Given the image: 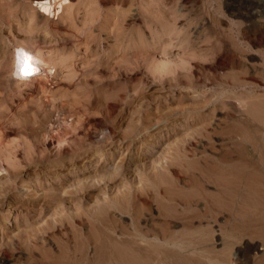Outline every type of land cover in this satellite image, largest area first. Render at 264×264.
Returning a JSON list of instances; mask_svg holds the SVG:
<instances>
[{"label":"rangeland","instance_id":"374dc122","mask_svg":"<svg viewBox=\"0 0 264 264\" xmlns=\"http://www.w3.org/2000/svg\"><path fill=\"white\" fill-rule=\"evenodd\" d=\"M32 1L0 0V264H122L134 223L164 255L141 264H264V87L230 86L264 79V0H71L50 40L23 20ZM31 35L64 49L49 96L1 80ZM235 198L260 209L231 216Z\"/></svg>","mask_w":264,"mask_h":264},{"label":"bare ground","instance_id":"6f19581e","mask_svg":"<svg viewBox=\"0 0 264 264\" xmlns=\"http://www.w3.org/2000/svg\"><path fill=\"white\" fill-rule=\"evenodd\" d=\"M72 3L71 0H55V3L52 2V0H38L37 2H34L32 1L31 4H35V6H32V5H29L27 7V9H24L23 11V20L26 21L27 24H29V27L30 28H34L35 26L39 25V23L41 21L45 22V38L44 39H48L50 40L52 37H56L58 34L55 33L51 28L52 26V21L49 20V17L52 16L53 20H59L60 18H64L66 17V14L65 11L68 9V6ZM45 7H48L50 9V11L46 12L44 10ZM5 9H1L2 12H4ZM236 21V20H235ZM55 23V21H54ZM57 24V23H56ZM57 26V25H56ZM55 26V27H56ZM54 27V25H53ZM60 31V30H59ZM60 34V33H59ZM62 36V35H61ZM11 44L13 46V50L16 49V48H20V47H24V48H27L29 51L35 53V55H37L41 61H42V64L40 65V72L35 75V76H32L31 78L27 79V80H23V81H20V80H15L11 77L10 75V72H11V64H12V54H13V50H12V53H11V58H10V61L6 64L5 68H4V71L2 72L3 74L1 75V80H3L4 82L5 81V78L6 76H9L8 78V81L7 82H10L9 84H11L14 88L13 89H16L18 93L20 94H24L26 92H28L29 90H41L43 93H45L46 95L45 96H49V92H50V89L49 87L46 86V84L44 83V79H50V78H53L55 77V74L57 72V66H58V59L55 58L54 55H56V47H58L60 49V52L63 51V47L61 45V42H58L56 41L55 44L57 45L56 47L55 46H51V48L49 50H44V46L38 41L37 37L34 36V35H31V36H26L25 38H22V39H13L11 40ZM61 46V48H60ZM55 47V48H54ZM247 73V72H245ZM240 75V74H238ZM244 75V74H243ZM263 77V76H262ZM229 85V84H228ZM230 86H232L233 88H237V87H241V88H244V89H252V90H256L257 87H264V79H260V77L257 76L256 74V71L255 72H249L247 74H245V76H239V78L237 77V79H235L232 83H230ZM231 87V88H232ZM34 88V89H33ZM232 90V89H231ZM239 99V98H238ZM242 101V99H241ZM259 102V101H258ZM263 102V101H262ZM256 104V103H255ZM262 104V103H261ZM248 105V104H247ZM263 105V104H262ZM243 106V105H242ZM263 107V106H262ZM261 109V108H260ZM263 110V109H262ZM248 111V110H247ZM259 112V111H258ZM262 112V111H261ZM59 119V118H58ZM58 121V120H57ZM248 124V123H247ZM61 126V125H60ZM67 126V125H66ZM256 126V125H255ZM175 128V127H173ZM2 132V128L0 126V134ZM246 132V131H245ZM64 133V132H63ZM240 133V132H239ZM244 133V132H243ZM58 134V133H56ZM65 135V134H64ZM240 135V134H239ZM242 135V134H241ZM63 137V136H62ZM241 137V136H240ZM162 138V137H161ZM243 138V137H241ZM244 139V138H243ZM247 140V139H246ZM139 143V142H138ZM157 143V142H156ZM153 147V146H151ZM260 155V154H259ZM103 154L100 156V161L103 159ZM76 158V157H75ZM264 159V154H262V157L261 159ZM106 159V158H105ZM96 163V162H95ZM118 164V163H117ZM169 166V165H168ZM163 167V166H162ZM157 175V173H156ZM255 176V175H254ZM62 177V176H61ZM63 178V177H62ZM257 178V177H255ZM150 179H151V176H150ZM229 180V179H228ZM260 180V179H259ZM227 181V180H226ZM237 182V181H236ZM232 183V182H231ZM228 183H221L220 185V193H222V195L224 196L223 199H226L225 196H229L230 195H227V189H230L232 191H235L237 194H238V197L240 198V189L238 190L237 188L235 187H230V185ZM234 184V183H233ZM158 185V184H157ZM237 185V184H236ZM239 186V185H238ZM159 187V185H158ZM146 188V185L145 184H142L141 187H137L135 193H134V196L141 199L144 203V205H148L150 204V200L147 198V197H144L142 196L140 193H139V190L141 189H145ZM240 188V187H239ZM260 188V187H259ZM160 189V187H159ZM158 191H162L161 189ZM167 189V188H166ZM165 190V188H164ZM230 192V191H229ZM227 193V194H226ZM245 193V192H244ZM147 194L148 196L151 197V195L153 194L152 191L150 189H148L147 191ZM162 194V193H161ZM231 194V193H229ZM242 194V192H241ZM261 194V193H260ZM234 195V194H231V196ZM240 195V196H239ZM246 195V194H244ZM222 196V197H223ZM168 200H171L173 199L172 197H169V196H166ZM221 197V198H222ZM228 197V198H229ZM232 197H236V195L232 196ZM231 197V198H232ZM248 195H246V199H247ZM264 198V196H262ZM228 198L226 199L228 201ZM238 198H235L234 200H232V202H236L235 203V207L236 211L234 212L233 215L231 216H237L238 212H240V214L242 215L243 213V218L245 219V216H247L248 214H255L256 212H258L257 210H259L260 208V202L258 204L254 203L255 201H253V203L251 202H248L250 200H246L245 201V198L244 200L243 197L242 199L240 200ZM249 199V197H248ZM252 199H257L256 198H252ZM251 199V200H252ZM195 200V199H194ZM258 200V199H257ZM219 201V200H218ZM220 202V201H219ZM247 202V203H246ZM262 202V201H261ZM222 203V202H221ZM225 203L227 204V202L225 201ZM214 204L217 206L219 204H216L214 202ZM229 204V203H228ZM248 204L250 206H252L254 209L252 210V207H250L249 209L252 210H246L248 208H245L244 206ZM206 209L205 211H209V209L211 211H215V212H220L219 209H218V206L217 207H214V205H212L211 203H209V200L207 199L206 200ZM234 205V203H233ZM241 205V207H239ZM244 205V206H243ZM247 205V206H248ZM259 205V206H258ZM132 206V207H131ZM129 207V209L134 212L133 213V217L134 219L136 217H138L139 215V210L138 207L133 204ZM245 208V210L243 209V207ZM221 208V207H220ZM230 208V207H229ZM234 208V207H233ZM232 208V210H233ZM221 210V209H220ZM223 210V209H222ZM208 213V212H206ZM163 214V213H162ZM222 214V213H221ZM215 215V214H214ZM213 215V216H214ZM241 215L239 217H241ZM236 217L234 218V220L236 219ZM249 216H247L246 218H248ZM191 218V216L189 217ZM232 218V219H233ZM242 218V219H243ZM192 219V218H191ZM240 220H242L241 218H239ZM102 223L108 227V228H112V223H107L105 222L103 219H102ZM260 224V223H259ZM238 226V225H237ZM133 231L132 232H125V231H121V234H125L127 235V237H122L121 239H118L117 242H119L120 244H122V246H124L125 248L124 249H121L119 250L118 249H113L112 250V257L115 261H121L122 264H141V261L144 260L145 258H147L148 256V251L149 250H152L154 252L157 253V258L159 260H163V256L160 257V255L163 253L161 252L162 250L159 249L158 245H155L153 246L151 243H149V239H150V236H151V233H150V230L148 229H143L141 227L138 226V224L134 223V226H133ZM166 229V228H165ZM163 230L162 232H156L154 234V238L157 240V241H161V242H166V243H172L174 245H178V244H183L184 242H178V239L177 238H174L171 240H169V236L167 235V229L166 230ZM119 231V230H118ZM161 231V230H160ZM235 231V230H233ZM246 231V230H245ZM237 232V231H236ZM238 233V232H237ZM235 232H231V235L232 236H237ZM248 234V233H247ZM227 235V234H226ZM153 239V238H152ZM190 244H197L196 242L197 241H193V240H190ZM199 242V241H198ZM199 244V243H198ZM202 247V246H201ZM229 247V246H228ZM200 251V250H199ZM231 251V250H230ZM166 252V251H165ZM197 252V251H196ZM7 253H5L6 255ZM211 257V256H210ZM149 258V257H148ZM152 258V257H151ZM229 258V257H228ZM153 259V258H152ZM213 260V258H210ZM113 261V260H112ZM114 261V262H115ZM203 261V260H202ZM214 264H228L229 262H227L228 260L226 259V257H217L215 258L214 260ZM159 262V261H158ZM200 264V263H199ZM206 264V263H205Z\"/></svg>","mask_w":264,"mask_h":264},{"label":"clouds","instance_id":"9594fccd","mask_svg":"<svg viewBox=\"0 0 264 264\" xmlns=\"http://www.w3.org/2000/svg\"><path fill=\"white\" fill-rule=\"evenodd\" d=\"M55 3V0H52ZM46 12L50 11L45 7ZM41 59L27 48L20 47L13 50L10 75L15 80H27L40 72Z\"/></svg>","mask_w":264,"mask_h":264}]
</instances>
